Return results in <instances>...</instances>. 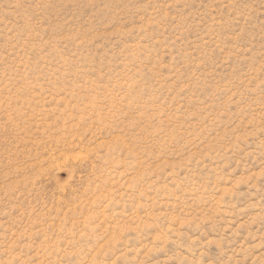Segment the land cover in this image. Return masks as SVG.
<instances>
[{
	"label": "rangeland",
	"instance_id": "1",
	"mask_svg": "<svg viewBox=\"0 0 264 264\" xmlns=\"http://www.w3.org/2000/svg\"><path fill=\"white\" fill-rule=\"evenodd\" d=\"M0 264H264V0H0Z\"/></svg>",
	"mask_w": 264,
	"mask_h": 264
}]
</instances>
